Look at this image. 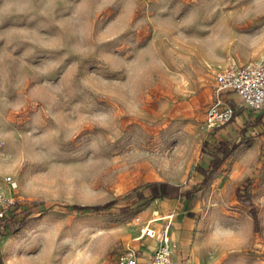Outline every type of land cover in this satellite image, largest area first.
<instances>
[{
    "label": "rangeland",
    "instance_id": "374dc122",
    "mask_svg": "<svg viewBox=\"0 0 264 264\" xmlns=\"http://www.w3.org/2000/svg\"><path fill=\"white\" fill-rule=\"evenodd\" d=\"M261 59L264 0H0V197L7 214L35 207L0 235V264H120L142 201L118 207L153 180L194 187L202 142L233 140L203 128L217 73ZM254 135L194 195L202 264H264ZM245 178L251 206L235 198ZM112 199L111 213L80 210Z\"/></svg>",
    "mask_w": 264,
    "mask_h": 264
},
{
    "label": "crops",
    "instance_id": "0c3cea01",
    "mask_svg": "<svg viewBox=\"0 0 264 264\" xmlns=\"http://www.w3.org/2000/svg\"><path fill=\"white\" fill-rule=\"evenodd\" d=\"M226 99L228 103L233 105L240 111V113L234 117L233 122L219 126L220 130H223L226 127V130H230L233 140H235L239 137V129L244 127L246 122L249 121L253 123L259 119L257 124L247 127L246 135L250 136V134H256L252 136V139H256L258 142H260L261 139L264 140V110L251 112L246 109L241 104V100L236 93L226 94ZM238 118L240 121H238ZM229 126L232 129H229ZM216 135L218 138L216 140L213 139L216 143L219 140L232 139L229 136L221 137L219 130H217ZM208 141H211L210 137L208 138ZM244 141L245 140H242V142ZM232 151L222 160L218 168L211 173L209 178L211 185H217L221 182L224 171L229 168L228 160ZM202 159V164H199L203 167H207L210 157L205 155ZM195 174L200 175L198 173ZM201 189L197 190L194 195ZM194 195L189 200H185L184 197H158L144 200L142 201L140 210L137 212L142 221L151 219V226H153L156 231H159L164 225H168L172 264H202L206 261L205 254L200 252L201 245L206 238V233L203 232L205 221L202 216L198 215L202 199L196 198L195 200ZM189 213H193V215H190ZM137 233L139 234L138 229ZM158 245L159 242L156 238L146 236L141 239L138 238L136 247L139 255L138 264H148L150 254L158 247Z\"/></svg>",
    "mask_w": 264,
    "mask_h": 264
},
{
    "label": "built area",
    "instance_id": "2783aa9c",
    "mask_svg": "<svg viewBox=\"0 0 264 264\" xmlns=\"http://www.w3.org/2000/svg\"><path fill=\"white\" fill-rule=\"evenodd\" d=\"M212 88L214 100L207 107L203 121V128L206 130L223 125L232 117V107L226 99L228 93H236L241 104L250 111L264 110V60L227 66L217 73ZM5 215L0 197V217ZM134 220L138 226L139 239L146 236L156 238L159 242L158 247L150 254L148 264H172L168 225L156 231L151 226V219L142 221L136 214ZM138 257V250H128L121 256L120 264H138Z\"/></svg>",
    "mask_w": 264,
    "mask_h": 264
},
{
    "label": "trees",
    "instance_id": "16d2710c",
    "mask_svg": "<svg viewBox=\"0 0 264 264\" xmlns=\"http://www.w3.org/2000/svg\"><path fill=\"white\" fill-rule=\"evenodd\" d=\"M230 104V103H229ZM232 107V117L225 124L231 123L234 121V117L240 113L233 105ZM259 122L257 119L255 122H246L244 127L239 129V137L233 141L231 140H219L217 143H209L207 140H204L200 147L199 157L202 158L205 155L210 157L207 167H203L200 164H195L193 167V172L200 174L202 177L200 180L195 182L194 187H184L181 185L173 184L168 181H150L146 184L136 187L133 190V196L131 203H125L118 207L119 214H126L132 209V204L139 203L144 200L153 199V198H177L184 197L185 200H189L193 197L194 193L205 187L209 181L211 173L218 168L222 160L236 147L239 139L246 140L248 136L246 135V129L250 125H255ZM222 126V125H220ZM217 127L211 129V132L214 133ZM248 178H245L242 184L236 187L235 189V198L238 202L244 204L245 206H251V195L249 192V184L247 183ZM116 199L109 200L102 204H93V205H83L80 207L81 211H87L92 213H111V208L115 205ZM11 211L6 213L4 217H0V235L6 233L15 232L20 229L29 217L34 212V205L32 203H20L17 200H14L10 205ZM72 209V208H71ZM193 215V213H189Z\"/></svg>",
    "mask_w": 264,
    "mask_h": 264
}]
</instances>
